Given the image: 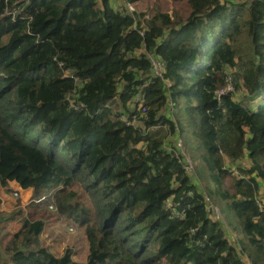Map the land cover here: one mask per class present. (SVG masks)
<instances>
[{
    "label": "trees",
    "instance_id": "trees-1",
    "mask_svg": "<svg viewBox=\"0 0 264 264\" xmlns=\"http://www.w3.org/2000/svg\"><path fill=\"white\" fill-rule=\"evenodd\" d=\"M186 1L176 21L113 0H0V186L34 201L0 264H264V0ZM135 98L140 126L126 121ZM164 130L195 146L207 190ZM208 195L237 220V243ZM52 197L84 226L86 262L42 244L37 209Z\"/></svg>",
    "mask_w": 264,
    "mask_h": 264
},
{
    "label": "rangeland",
    "instance_id": "rangeland-1",
    "mask_svg": "<svg viewBox=\"0 0 264 264\" xmlns=\"http://www.w3.org/2000/svg\"><path fill=\"white\" fill-rule=\"evenodd\" d=\"M113 2L116 6H120V0H113ZM134 6L137 11H143L144 13H146V18H151L156 12L162 11L171 14L177 21L187 18L190 12V6L186 0H140L138 3H134ZM245 41H247V39H243V42ZM229 84L231 86V91L234 90L233 82L230 81ZM230 86H228L227 88H230ZM249 94V91L245 87H241L239 93H237V98L245 100V98L249 97ZM141 102L142 101H140V98H135V102H129L128 107L131 110H134L137 107L136 104L138 105ZM113 106L118 109V104L116 102L113 104ZM120 109L121 108H119V110ZM177 110L178 108L170 102V104L163 109V112H168L173 115V112ZM127 115L128 114L125 112L124 117H126ZM132 124L140 126L143 123L141 118H137L132 121ZM176 133H179L178 128ZM162 136L163 139L165 138L164 144L168 146H175L177 149V154H184L185 158L191 160L192 167L190 166L191 169L186 168V171L192 176V179L200 184L202 190H207V186H209L212 182H209L200 174V160L198 158V154L194 152L196 149L195 146L188 145L186 139L181 134L174 135L173 132H169L168 130H164ZM178 139H181V146L177 145L179 144ZM249 162L250 160L246 156L243 157L239 163L240 165L245 166L249 164ZM232 165L234 166V164ZM234 174L238 175L240 173L238 171H235ZM233 180L234 178L232 176L226 177L225 181L227 187L232 188ZM0 190L3 208V211L0 212V222L5 223L8 229L7 232L14 233V240L15 233L22 226L21 218H23L24 214H30L31 212H33L32 205L34 204V201H32V190L31 192L26 191V189L21 188V186L15 182H10L6 186H0ZM2 191L7 192L11 199H7L6 197H4L2 195ZM14 191H16L17 193H14ZM260 197L262 198V200L264 199V191L262 190L260 193ZM207 200L211 217L220 220L229 239L233 243H237V240H239V237L242 234L240 233L237 220L232 216L231 213L228 212L225 201L219 196L213 195H208ZM51 201H53L56 205L55 197H52ZM7 203L10 204V207L7 206ZM87 203L88 206H92V202L90 200H87ZM18 209H22L24 213L22 215H16L15 218L11 217V215ZM37 211L45 220V227L40 235L42 244L45 245L55 255L62 254L64 249L66 247H69L72 250L73 259L79 262H86V258L88 255V241L85 235L84 226H80L79 223L76 222L72 217L70 219L65 215H61L58 211L50 210L48 206H42L37 209ZM35 214L36 213H34V215ZM70 226H72L74 229H69ZM1 257L3 258V256ZM3 259L7 260V258ZM244 260L246 262H249L247 256H244ZM6 264L12 263H10V261H7Z\"/></svg>",
    "mask_w": 264,
    "mask_h": 264
},
{
    "label": "built area",
    "instance_id": "built-area-1",
    "mask_svg": "<svg viewBox=\"0 0 264 264\" xmlns=\"http://www.w3.org/2000/svg\"><path fill=\"white\" fill-rule=\"evenodd\" d=\"M121 2V5L122 7H125L129 12H134L136 10L135 6H134V3H131V2H127L125 0H120ZM151 58L153 60V63H154V70L156 73H161V70L163 68V65H164V62L159 59V58H156L154 56L151 55ZM228 86H230V84L228 83L227 86H225L224 88L220 89L219 90V94L221 95L223 92H226V91H230L231 90V86L230 88H227ZM138 111L136 113H133L132 114V117L130 118V120H126L127 122L131 123L132 124V121H134L135 119L137 118H140V117H147L148 116V107L147 106H144L142 104H140L138 106ZM178 143L177 145L181 146L182 145V142H181V139H178ZM175 146H168L165 144V148L168 149V150H173ZM175 152L177 154V149L175 147ZM178 156H180V158L183 160L184 162V165L187 169H191V160L188 159V158H185V155L184 154H177ZM191 166V167H190ZM14 193H17L16 191H14ZM49 208L51 210H54L56 211V205L53 201H51V203H49ZM208 209L210 211V208H209V205H208ZM69 229L73 230L74 228L72 226L69 227Z\"/></svg>",
    "mask_w": 264,
    "mask_h": 264
},
{
    "label": "crops",
    "instance_id": "crops-1",
    "mask_svg": "<svg viewBox=\"0 0 264 264\" xmlns=\"http://www.w3.org/2000/svg\"><path fill=\"white\" fill-rule=\"evenodd\" d=\"M11 182H15V181H11ZM15 183H17V182H15ZM21 188H23V187H21ZM24 189H26V191H29V192H31V190H32V188H30V187H27ZM2 195L4 197H6L7 199H11L10 196L5 191H2ZM0 196H1V190H0ZM1 200H2V198H1ZM7 206L10 207V204L7 203ZM1 211H3L2 201L0 204V212ZM55 217H57V216H55ZM7 230L8 229H7V226L5 225V223L0 222V240H2V241H0V253H1V256H3V258H8L10 256V254L12 253L14 233L13 232H11V233L7 232Z\"/></svg>",
    "mask_w": 264,
    "mask_h": 264
},
{
    "label": "clouds",
    "instance_id": "clouds-1",
    "mask_svg": "<svg viewBox=\"0 0 264 264\" xmlns=\"http://www.w3.org/2000/svg\"><path fill=\"white\" fill-rule=\"evenodd\" d=\"M140 104H141V103H140ZM140 104H139V105H140ZM139 105H138V106H139ZM142 105H143V104H142ZM137 108H138V107H137Z\"/></svg>",
    "mask_w": 264,
    "mask_h": 264
}]
</instances>
